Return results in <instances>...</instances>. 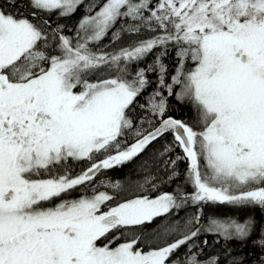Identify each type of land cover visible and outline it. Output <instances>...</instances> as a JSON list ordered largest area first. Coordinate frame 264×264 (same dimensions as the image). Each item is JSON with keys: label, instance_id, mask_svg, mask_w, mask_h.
<instances>
[{"label": "snow or ice", "instance_id": "1", "mask_svg": "<svg viewBox=\"0 0 264 264\" xmlns=\"http://www.w3.org/2000/svg\"><path fill=\"white\" fill-rule=\"evenodd\" d=\"M209 205L264 212V0H0V264H264Z\"/></svg>", "mask_w": 264, "mask_h": 264}, {"label": "trees", "instance_id": "2", "mask_svg": "<svg viewBox=\"0 0 264 264\" xmlns=\"http://www.w3.org/2000/svg\"><path fill=\"white\" fill-rule=\"evenodd\" d=\"M83 11V9H81V11H78L70 20H65L62 21V23H65L67 26V33L70 32L72 33L73 30L75 29V25L77 23L78 18L81 16V12ZM116 27H119V23L116 25ZM75 34V32L73 33ZM68 35H70L68 33ZM103 45H108V49L110 50L112 47H114V45H110L108 42V38H105V40L102 42ZM149 60H151V57H149ZM170 63V60L168 61ZM143 99V97L141 98V100ZM172 111L169 113L170 115H173L174 117L178 118V119H184L187 121H191L192 117L194 116V111L191 109V107L189 105H185V104H179L176 101H172ZM169 136L171 135H167L163 138V140L157 141L156 143H154L152 146L149 147V149L141 156L139 157L136 161H134L133 163L130 164H126L124 166L121 167H116L113 169L108 170L109 174H111L110 176L113 177L112 179H116V180H123V178L130 172L132 171V169L139 164L143 159H145V157L149 156V154H151L153 152L154 149H160L161 144L165 143L166 141H170V139L168 140ZM180 150L177 149V152H179ZM186 163L185 162H178V170L181 173V176L179 177L178 180L174 181L172 187L175 186V183H181L184 180V170L186 168ZM166 190H171V187L167 188ZM191 190V189H189ZM192 211L191 208L186 209L185 211H181L180 212V216H185L186 213H190ZM215 213L217 215H232V216H237L241 221H243L247 216H254L256 218L257 221L260 220H264V212H262L259 208H233L231 206H227V205H209L205 208V215L208 214H212ZM210 243H213V237L212 236H208L206 237ZM203 239V237H202ZM223 244V241H221V244H217L215 248H207L205 249L206 253H211V252H215V251H219L221 248V245ZM226 247H229L230 249L233 250V255L237 254V253H242V254H246L248 261L247 264H253V262L256 259V255L258 254V249H255L252 247L251 243H249V245L246 248L241 249V246L239 244H237L236 242H233L231 245H225ZM181 251H183V249H181ZM222 264H223V260H222Z\"/></svg>", "mask_w": 264, "mask_h": 264}, {"label": "flooded vegetation", "instance_id": "3", "mask_svg": "<svg viewBox=\"0 0 264 264\" xmlns=\"http://www.w3.org/2000/svg\"><path fill=\"white\" fill-rule=\"evenodd\" d=\"M69 34H70V36H74L75 34H73L74 33V30H73V32L72 33H70V32H68ZM67 32H66V34H68ZM170 135V134H169ZM171 140V136H169V138H168V140ZM82 165H80V164H77L76 162H73V167H75L77 170H79V168L81 167ZM110 170V169H109ZM111 174H109V172H108V170H102L101 171V173L100 174H98V176H97V178H96V183L99 185L100 184V182L101 181H105V182H107V181H116V179H112L113 177H111L110 176ZM100 190H105L104 188H102L101 187V189ZM80 190H78V192H79ZM78 192L77 193H73V196H76L77 194H78Z\"/></svg>", "mask_w": 264, "mask_h": 264}, {"label": "rangeland", "instance_id": "4", "mask_svg": "<svg viewBox=\"0 0 264 264\" xmlns=\"http://www.w3.org/2000/svg\"><path fill=\"white\" fill-rule=\"evenodd\" d=\"M118 28V27H117Z\"/></svg>", "mask_w": 264, "mask_h": 264}]
</instances>
